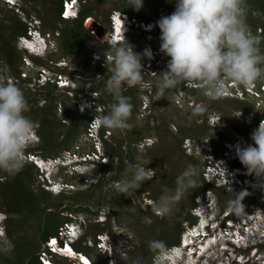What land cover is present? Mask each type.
Masks as SVG:
<instances>
[{"label": "clouds", "instance_id": "1", "mask_svg": "<svg viewBox=\"0 0 264 264\" xmlns=\"http://www.w3.org/2000/svg\"><path fill=\"white\" fill-rule=\"evenodd\" d=\"M0 1L11 9L22 7V0ZM83 6L82 0H62L59 17L63 20L78 19ZM128 7L139 11L143 7V0H129ZM138 15L130 10L119 8L114 10L106 23L108 36L105 43L108 45L106 50L108 54L97 50L88 52L95 62L94 75L100 67L108 62L112 63L111 74L105 81L104 91L112 96L114 103H100L98 100L100 92L92 90L91 86L87 88L80 82L78 84L77 79H69L60 72L51 73L45 66L37 69L35 83L40 86L54 85L60 90H67L68 92H65L67 98L77 99L80 95L76 96L75 91L80 85H84L81 93L83 97L75 101V107L81 113L87 111L94 113L86 125L87 138L91 141L88 152H81L82 149L78 145L67 148L65 152L56 156H40L30 152L29 145L41 141V136L38 127L34 126V122L25 115L29 111V105L23 90L14 82H17V78L29 79L26 83L31 85L32 77L26 73V70L21 72L14 82L0 79V171L10 175L15 174L22 169L25 160L40 171L42 187L49 193L60 195L74 190V184L67 181L66 177L79 176L81 184L90 186L95 181L88 175L89 165L104 166L109 163L108 136L112 135L111 129L124 130L130 127L129 119L133 105L130 97L125 96L123 92L127 88L142 85L145 82V74L155 76L159 69L162 70L161 68L166 66V70L157 74L158 79L155 84L161 96L166 90L178 89L182 85L190 89L202 88L204 95L211 100L223 97L236 98L224 93L227 89L245 90V87L253 84V88L261 92L260 97L252 98L260 108V112L251 117L249 124L252 125L253 130L250 134L233 141H225L221 155H216V145L213 147L203 144L207 162L203 176L208 182L214 181L220 187H229L228 185H233L231 183L241 185L245 168L247 173L252 175L246 186L249 189L251 187L253 192L260 191L261 187L264 188V115L259 119L257 115L264 114L261 108L264 89L260 88L261 84H264V51L260 47L264 38L260 36L262 27L251 26L250 30L248 28L246 0H175L174 11L169 15L167 12H164L163 16L160 14L159 20L155 17L145 20ZM91 19V16L86 17L83 25L87 28L86 25L94 22L97 31L99 24ZM39 24L27 23L26 33L17 36L19 48L24 52L22 63L30 69L35 68L30 56L46 57L59 51L61 32L43 30ZM258 28H261V33L253 34ZM158 31H160L159 50L169 59L163 58L158 51L153 52L150 48L144 49L142 53L137 52L139 46L136 39L140 38L141 33L156 36ZM61 58L56 64L62 68L67 66V61L64 57ZM143 59H145L144 63H142ZM42 74L45 78H42ZM189 84H197V86ZM147 86H151L150 83ZM148 107L149 103L146 102L143 108L147 110ZM203 111L204 107L198 105L193 109V114ZM238 160L244 168L237 165ZM153 175L152 169L141 165H128L120 181L112 182H116L117 191L129 194L139 189L145 181L151 180ZM197 175L198 168L188 165L176 178V187L171 194L162 195L156 202L155 207L159 213H169L171 206L184 192L196 185ZM103 180L104 177L100 181L98 179L99 182ZM242 193L247 192L237 193L236 198L229 202L228 210L220 216L214 210V201L210 194L204 192L197 196L196 204L190 210L191 215L184 221V227L173 243L165 247L164 242L160 240L148 242L149 249H161L155 253L153 264L167 262L204 264L205 257L211 251L216 255L219 253L217 250L221 242L225 245L229 243L241 247L247 245L244 240L252 242L257 240V237L259 241L264 240L263 206H258L243 216H236L244 210L241 203ZM102 213L96 215L97 222L107 220L103 218ZM64 216L67 219L60 226L67 223L66 233L60 236L57 230L56 234L49 236L43 242L41 251L45 250L51 254L54 264L57 263L54 257L65 258L73 264H79L77 261H80V264H94L84 251L75 248L90 218L85 217V213L81 211ZM7 219L8 214L3 221L5 226ZM90 246H95L104 253L110 248L112 250V241L107 233H98L97 239L94 238V243ZM41 251L38 253V260ZM78 252L83 253V262ZM256 253L257 249L253 247L251 256ZM251 256L242 254L233 256L227 253L223 260L225 264H229L230 260L242 264L240 260L247 261Z\"/></svg>", "mask_w": 264, "mask_h": 264}, {"label": "rangeland", "instance_id": "2", "mask_svg": "<svg viewBox=\"0 0 264 264\" xmlns=\"http://www.w3.org/2000/svg\"><path fill=\"white\" fill-rule=\"evenodd\" d=\"M57 1L22 0V7H19V9H11L0 1V21L10 27H14L18 20L32 25L40 23L39 25L43 30L44 28L45 30L49 29V25H55L57 27L56 32L59 33L66 25H72L73 23L72 20L62 21L58 18L56 15ZM83 4L85 9L93 10L91 20L99 21L97 23L99 24V29L94 33L93 29L89 27V34L84 33L82 35L84 51L73 58L65 57L64 60L67 61V66L62 68L56 64V61L62 59L57 57L60 51L46 57L37 58L30 56L34 69L25 67L22 63L23 60H21L18 68L20 73L27 70L26 73H29L32 77L31 85L19 78H17V82H14L18 75L7 67L4 45L0 42V79L14 82L23 90L25 98L28 97L27 99H29L27 100L29 107L37 111L36 115H39L38 120L34 121V126L39 127L41 125L40 118L44 115V119L50 120L49 125L51 128L50 130L48 128L50 136L46 140L41 139L38 143H31L28 147L30 152L40 156L47 154L56 156L65 152L67 148L76 147L75 145L82 149L81 152H88L91 148V141L87 138L86 133L87 119L83 116V114L89 113L88 111L81 113L75 107V101L82 99L83 94L77 99H71L66 97L67 94L65 92H68L67 90H60L54 85L40 86L37 82L35 83L37 69L45 66L49 68L51 73H63L69 79H77L78 84L80 82L87 88L92 86V84L94 85V79L95 84L101 80L106 81L109 76L105 77V79L100 78L97 80L95 78L93 72L95 70V62L88 52L97 50L108 54L106 51L108 45L105 43L108 36L106 23L114 10L123 5L126 7L124 10H130L135 15L140 13L138 17L142 19L146 20L155 17L156 20H159L160 14L163 16L164 12H167V15H169L174 11L175 0H143V7L139 11L128 7L129 0H82ZM250 8L251 6L247 4V13H249ZM7 16H10L12 21H8ZM247 25L249 30L252 29L248 23ZM5 35L4 43H6V47L9 49L13 47V50H16L23 57L24 52L19 48L17 37L11 36L10 31H6ZM159 35L160 31H158L156 36L142 32L140 38L136 39L138 40V46L150 48L153 52L156 50L161 55H164L159 50ZM14 38H16L15 42ZM261 50L264 51V48L261 47ZM143 60L145 61V59ZM160 67L157 68L159 69ZM161 69L157 71V74L166 70V66ZM143 72L145 74L144 70ZM157 74L155 76L145 74V84L142 83L140 86L129 88L134 93V111L129 119L130 127L127 129L129 132L140 131L141 137L134 144H131L130 148L125 143L121 156L127 166L141 165L154 170L151 180L142 183L141 187L135 192L123 194L116 190V182H112L116 176L115 168L104 174L106 168L103 165H89L88 175L94 178V183L90 186L83 185L79 176L66 177L67 181L74 184L75 189L60 195L48 192L46 194L47 198H45V202H43L41 207L43 212L41 214L38 213L37 217L21 215L15 218L12 216L14 217L13 224L16 227L12 228L10 233L3 222L7 214L2 209L3 206L0 202V255H8L14 244L19 246L21 251L26 246L24 245L25 243L31 242V240L34 242L39 241V226L43 225L47 211H56L55 213H58L60 219L63 220L64 215L70 216L72 213L78 212L77 210L75 211L74 207L79 209L88 207V210H85V217L90 218V222L87 224L82 238L77 243L88 247L94 243V238L97 239L98 233H107L110 240L112 242L115 241V246L112 247V250L110 248L104 253L97 247L93 248V250L87 249L91 257L95 258L97 264H134V262H138V264H153L152 260L155 253L161 249H156V252L149 249L148 242L160 240L164 242L165 247H168L170 242L174 241L181 233L185 224L184 221L189 218V215H191L190 210L196 204L195 198L202 195V193L207 192L212 196L214 210L219 216L228 210L229 202L233 201L236 198V194L241 191H246L248 194H241V199H243L241 203L244 206V210L236 214V216H243L258 206H264V203L261 202L262 196H254L251 187L249 189L246 186L252 175L248 174L245 169L241 185L231 183L233 185H228L229 187H220L214 181L213 183L208 182L203 176L204 167L207 164L203 144L214 147V138L222 132H226L230 136L231 141L247 136L248 133L250 134L253 130L252 125L249 124L251 117L260 112L256 102L250 97L245 99L223 97L211 100L204 95L202 88L190 89L188 87L190 91H187L182 86L178 89L166 90L163 100H159L160 94L155 91V84L158 79ZM148 83L151 86H147ZM47 87L54 89L56 112L53 114L49 113L48 107L42 108L47 104V101H45V98L49 95ZM104 93L105 98H108L107 93L105 91ZM99 95L101 96V93ZM146 102L147 104L149 103V107L144 110L143 107ZM107 103L111 102L108 101ZM198 105L203 106L204 111L193 114V109ZM261 108L264 110V101L261 104ZM42 109H45V111L42 112ZM75 127L78 129V133L67 142V139L73 135ZM122 132L125 133L127 130H120L117 136L121 137ZM112 136H108V143L111 146H115L116 138L114 139ZM187 138L190 140H186ZM186 142L188 144L185 146ZM48 146L53 147L54 150L49 151ZM222 149L223 144L220 148L221 151L217 152L216 155H221ZM118 162L119 157L117 156L114 160L115 165H118ZM236 162L237 165H241L239 160ZM25 164L29 167L31 166V170L34 172L33 181L31 183L26 181L27 184L32 190L40 193L41 189H44L41 178H39L40 171L37 170L35 165L36 168L34 169L33 164L31 165L24 160L23 165ZM188 165H194L198 168L196 185L184 192L181 198L171 206L169 213H159L155 207L156 202L162 195L171 194L176 187V178ZM20 173H22L21 176L25 175L24 177H27L26 172L20 171ZM103 177L104 180L101 184L99 181ZM4 179V176H0V180ZM258 184L260 187V182ZM115 196L117 201L113 198ZM47 206L51 208L48 209ZM101 213L103 218L107 220L97 222L96 215ZM110 213L111 215L113 214L111 217L109 216ZM19 228L21 236L18 233ZM19 238H21L20 241ZM245 242L247 245L241 247L229 243L225 245L221 242L217 250L219 253L216 255L211 251L205 257L204 264H225L223 258H225L227 253L233 256L236 254L251 256L253 247H256L257 253L249 257L247 261L245 259L240 260V263L264 264V240L261 239L259 241L257 237V240L252 242L244 240ZM21 244L23 245L21 246ZM42 248L43 244L40 245L39 251ZM215 248L217 249V247ZM27 258L29 257L27 256ZM54 259L57 262L56 264H73L65 258L54 257ZM166 264L169 263L167 262ZM229 264L239 263L236 260H230Z\"/></svg>", "mask_w": 264, "mask_h": 264}, {"label": "trees", "instance_id": "3", "mask_svg": "<svg viewBox=\"0 0 264 264\" xmlns=\"http://www.w3.org/2000/svg\"><path fill=\"white\" fill-rule=\"evenodd\" d=\"M32 1H38V0H32ZM246 2H247V4H249L251 6L250 11H249V13H247V17H246L247 23L250 26H252L253 28L262 27V34L260 36L262 38H264V0H246ZM61 3H62V0H58L56 2V5H57L56 15L58 16L59 19H61L59 17V11L61 9ZM118 8L123 10L126 7L123 5H120ZM92 14H93L92 9H85V6H83L82 10L80 12L79 18L72 20V23H73L72 25H66L65 28L61 30V36L62 37L60 38V42H59V44H60L59 45V51L60 52L58 51L59 52L57 55L58 58H61V57L73 58L74 56L80 55L81 52L84 51V45H83L84 42L82 41V35L84 33L89 34V29H87L83 25V22H84V19L86 17L92 16ZM7 20L12 21V19H10V16H7ZM61 20L62 21H70V20H63V19H61ZM97 22L99 23V21H97ZM56 28L57 27L55 25H49V29H47V30L55 31ZM26 30H27V24L21 20H18V22L15 23L14 27H10L9 25H6L2 21H0V42H2L4 45L3 49L6 53L7 67H9L10 70L12 72H14L15 74L17 73L18 76L20 74V70L18 68V65H19V62H21V60H22V55L19 54L16 50H13V47L11 49L6 47V43H4V41L6 39L5 32L10 31L11 36L13 35V37H17L19 35L25 34ZM44 30H45V28H44ZM15 39L16 38H14V42H15ZM260 47L264 48V39L261 40ZM146 48L139 47L137 49L138 50L137 52L141 53V51H143ZM163 58L167 59L169 57L163 55ZM144 62L145 61L143 60L142 63H144ZM111 66H112V63H109V64L107 63L104 66L100 67L98 69V71L97 70L95 71V75L99 76V77L95 76V78L98 80L100 78L105 79V77L110 76ZM28 80L29 79H24L25 83ZM83 87H84V85H80V87L75 91L76 96L81 95ZM182 87L184 89H186L187 91L189 90L184 85H182ZM47 88L49 91V95L45 98V101H47V104L45 105V107H42V108L48 107L49 113L53 114L56 112V104H54V102H55L54 89H52L51 87H47ZM104 88H105V80L104 81L101 80L100 82L95 84V79H94V85L92 84L91 89L94 91H99L101 93V96L98 99L99 102L102 104H105L108 101L111 103H114L113 98L110 94L107 93L108 98H105ZM155 91L157 92L156 87H155ZM123 94L125 96L130 97V102L133 105V108H132V115H133L134 93L132 90H130L128 88L127 90H125L123 92ZM27 98H26V100H29ZM163 98H164V95L161 96V100H163ZM41 111L44 112L45 109H42ZM106 112H108V111H106ZM36 114H37V111L32 110V108H30V107H29V111L27 113H25V115H27L33 122L38 120L39 115H36ZM93 115H94V113H90V112H89V114H87V113L83 114V116L87 119L86 125ZM263 115L264 114L257 115L258 119L260 117H262ZM44 118H45V115L40 118L41 125L38 124L39 125L38 133H40L42 140H44V139L46 140V138H48V136H50V134L48 132V128H49V130L51 128L49 125L50 120L44 119ZM105 129L108 130V128H105ZM77 130L78 129L75 127L73 135L67 139V142H69L71 140V138L75 137V135L78 133ZM126 130H127V132H125V133L122 132L121 137H119V136H117V133L120 132V130H112L111 129L112 135H113L112 138H114V139L116 138V144H115V146L114 145L111 146L110 143L108 144V149H109V153H110V160H109V163L107 165H104V167L106 168V170L104 171V174H106V172H108V171H112L115 168L116 169V176L113 178V181H116V182L120 181V179L122 177V173L124 172V170L127 166V163H125L124 158L121 157L124 144L127 143L128 147L130 148L131 144H134L135 141H137L141 137V132L138 130L132 131V132H129L128 129H126ZM230 139H231L230 136L226 132L219 133L214 138V144L216 145L217 152L220 151L222 144L225 141L230 140ZM48 150L53 151L54 149H53V147L48 146ZM44 156H49V154L44 155ZM117 156L119 157V162H118V165H115L114 160ZM34 169H35V167H34ZM20 171L26 172L27 177H24L25 175L21 176L22 173H20ZM20 171L15 173V174H12V175H10V174L8 175V173H6L4 171H0V176L5 177L4 180H0V200H1L0 202L3 206L2 209H4L5 212L9 216L8 219L6 220V229L9 233L11 232L12 228L16 227V225L13 224V218L14 217L16 218L17 216H21V215H25L26 217H30V216H36L37 217L38 213L41 214L43 212L41 207L43 205V202H45V198H47L46 194L48 193L44 189H41V192L37 193L34 190H32V188L27 184V182L31 183L34 179V172L31 170V166L29 167L27 164H25V165H23V167ZM101 184H102V182H101ZM96 186H99V185H96ZM263 191H264V188L261 187L260 191L254 192V194H253L254 196H257V197H259V195H261L262 196V198H261L262 203H264ZM113 198H115L114 200H116V196ZM126 202H128V201H126ZM47 208L49 209L51 207L47 206ZM81 208H84V209H79V208L74 207L75 211L77 210V211H81L84 213H85V210H88V207H86V208L81 207ZM55 212L56 211H53V210L47 211L46 219L43 222V225L39 226V231H40L39 232V238H38L39 241L34 242L31 240V242H28V243L24 242L25 244L24 243L23 244L26 246H24V249L22 248L21 251H20L19 246H16L14 244L12 246V248L9 250L8 255L7 254L0 255V264H39V260H38V253L39 252L38 251H39L40 245L43 244V242L45 240H47V238L49 236L56 234L58 227L63 223V220L67 219L66 217H64L63 220L60 219L59 214L55 213ZM112 215L110 213L109 216L111 217ZM12 216H14V217H12ZM18 233L21 236L20 228L18 230ZM20 239L21 238H19V241H20ZM173 242L174 241H171L170 244ZM23 244H21V246ZM113 246H115V241L112 242V247ZM86 247L82 246L80 243L75 244V248L77 250L84 251L92 259L94 264H97L95 258L91 257L90 253L88 252V250H93V248H95V246H88L87 248ZM155 252H156V250H155ZM27 256L29 258H27Z\"/></svg>", "mask_w": 264, "mask_h": 264}, {"label": "built area", "instance_id": "4", "mask_svg": "<svg viewBox=\"0 0 264 264\" xmlns=\"http://www.w3.org/2000/svg\"><path fill=\"white\" fill-rule=\"evenodd\" d=\"M259 33H261V28H258V30L256 32H253V34L255 35H259ZM23 75H26L25 73H23ZM42 78H45V76L42 74ZM190 86H197V84H189ZM254 84L249 86V87H245V90L238 88L236 91H231L228 90L224 93V94H229L230 96H234L236 98H241V99H245L246 97H250V98H257L261 96V92L254 89L253 88ZM260 88L264 89V84H261ZM230 144V143H228ZM230 146V145H228ZM67 225L64 224V226H60L58 229V234L60 236H63L66 231H67V227H65ZM50 244V243H49ZM78 256L80 257L81 262H83L84 257H83V253L78 252ZM39 260H40V264H54V262L51 259V254H49L47 251L43 250L41 251L40 255H39ZM77 263L80 264V261H77Z\"/></svg>", "mask_w": 264, "mask_h": 264}, {"label": "water", "instance_id": "5", "mask_svg": "<svg viewBox=\"0 0 264 264\" xmlns=\"http://www.w3.org/2000/svg\"><path fill=\"white\" fill-rule=\"evenodd\" d=\"M88 29H90L89 27H91V29H93L96 33V28L94 27V22H91L90 24L86 25Z\"/></svg>", "mask_w": 264, "mask_h": 264}, {"label": "bare ground", "instance_id": "6", "mask_svg": "<svg viewBox=\"0 0 264 264\" xmlns=\"http://www.w3.org/2000/svg\"><path fill=\"white\" fill-rule=\"evenodd\" d=\"M117 30L119 31V25L117 26Z\"/></svg>", "mask_w": 264, "mask_h": 264}, {"label": "flooded vegetation", "instance_id": "7", "mask_svg": "<svg viewBox=\"0 0 264 264\" xmlns=\"http://www.w3.org/2000/svg\"><path fill=\"white\" fill-rule=\"evenodd\" d=\"M160 96V95H159ZM159 100H161V96H160V99ZM157 104V103H156Z\"/></svg>", "mask_w": 264, "mask_h": 264}]
</instances>
